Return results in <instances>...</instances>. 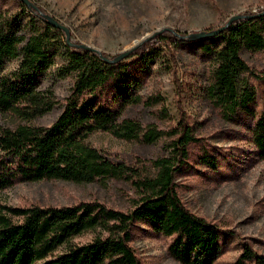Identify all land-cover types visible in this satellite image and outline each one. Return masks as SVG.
<instances>
[{"label":"trees","instance_id":"trees-1","mask_svg":"<svg viewBox=\"0 0 264 264\" xmlns=\"http://www.w3.org/2000/svg\"><path fill=\"white\" fill-rule=\"evenodd\" d=\"M15 1L19 11L0 9V111L25 122L15 127L0 124V191L23 181L122 179L133 185L137 197L129 211L98 200L63 206H1L0 264H143L131 244L137 223L171 237L170 252L180 263L215 264L223 250V227L191 211L178 191L177 176L189 164L193 145L203 146L186 113L182 111L178 126L167 131L125 115L127 106L143 101L139 95L122 97L115 107L91 102V95L109 86L121 91L130 81V64H113L96 52L70 45L64 30L49 24L37 9ZM27 10L34 13L33 22L22 33L18 23ZM156 37L183 42L173 32ZM197 41L213 64L208 86L213 104L229 119L241 111L255 116L251 104L258 89L255 81L261 76L242 50L264 51V15L239 20L219 35ZM147 47L145 40L131 55L143 57ZM59 55L65 59L59 73L72 78L71 92L50 126L32 125L31 120L59 101L52 89L40 90L26 79L51 67ZM16 58L18 68L2 74L7 60ZM160 100L150 98L153 104ZM99 130L144 143L167 137L168 153L149 164H133L89 143L88 138ZM252 136L264 159V113L256 119ZM200 155L216 168V158L207 150ZM87 232L94 234L92 240L74 241ZM248 262L264 264V255L245 244L237 263Z\"/></svg>","mask_w":264,"mask_h":264},{"label":"rangeland","instance_id":"rangeland-1","mask_svg":"<svg viewBox=\"0 0 264 264\" xmlns=\"http://www.w3.org/2000/svg\"><path fill=\"white\" fill-rule=\"evenodd\" d=\"M33 1L43 12L70 28L74 43L98 48L109 57L148 41L145 56L134 54L122 61L131 66L129 83L119 92L109 86L91 95L89 100L115 107L122 97L139 95L143 101L127 106L125 115L167 131L178 126L184 111L203 146L193 145L189 164L177 176L178 191L191 211L223 227V250L215 264H238L245 244L264 255V159L259 156L252 136L256 119L264 113V51L242 50L244 59L261 76L255 81L258 89L251 104L255 116L241 111L229 119L209 98L213 64L199 42L175 44L156 37L161 30L170 33L169 29H174L188 34L222 26L233 15L263 10L264 0ZM0 9L14 13L21 8L15 0H0ZM33 17L30 10L24 12L18 23L20 32L30 30ZM64 61L59 55L51 67L27 77L26 81L40 90L52 89L59 101L51 111L31 120L30 124L50 126L62 112L73 83L70 76L59 73ZM19 63L18 58L7 60L2 74L15 71ZM157 96L161 100L153 104L150 98ZM23 122L0 111L1 125L15 127ZM168 141L167 137L155 143L127 141L102 130L88 138L98 149L133 164H149L168 153ZM203 150L216 158V168L200 159ZM136 197L133 185L122 179L86 183L45 179L17 182L1 190L0 209L4 205L63 206L98 200L129 211ZM93 237V233L87 232L74 241L85 243ZM171 241V237L137 223L131 244L143 264H182L170 252Z\"/></svg>","mask_w":264,"mask_h":264},{"label":"water","instance_id":"water-1","mask_svg":"<svg viewBox=\"0 0 264 264\" xmlns=\"http://www.w3.org/2000/svg\"><path fill=\"white\" fill-rule=\"evenodd\" d=\"M21 2L27 4L29 7L37 9L39 11V14L48 21L49 24H51L53 27L59 28L64 30L65 34H66V39L67 42L70 45H75L78 48H83L87 51H92V52H96L98 53L104 60H106L107 62L116 64L118 62H121L123 60H125L126 58H128L129 56H131V54L134 51L133 47L131 49L125 50L113 57H109L108 55H105L104 52L98 48H95L93 46L84 44V43H74L72 41L71 38V30L68 26H66L65 24H63L61 21H59L56 17H54L53 15L40 11L39 7L35 4V2L33 0H20ZM264 15V11L259 12V13H255V14H236L230 17V19L222 26L216 27V28H205V29H201L198 31H192L188 34H182L180 31L174 30V29H169L170 32H173L174 34L177 35V37H179L181 40L183 41H197V40H201L204 38H208V37H214L219 35L220 33L224 32L226 29H228L233 23L242 20V19H252L258 16H262ZM164 32L163 30L158 31L157 33H162ZM156 33V34H157Z\"/></svg>","mask_w":264,"mask_h":264}]
</instances>
